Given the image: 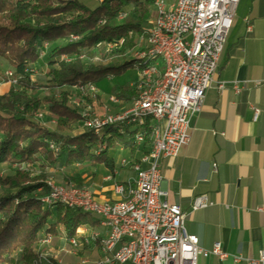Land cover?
Instances as JSON below:
<instances>
[{
  "label": "trees",
  "instance_id": "obj_1",
  "mask_svg": "<svg viewBox=\"0 0 264 264\" xmlns=\"http://www.w3.org/2000/svg\"><path fill=\"white\" fill-rule=\"evenodd\" d=\"M153 3L154 0H0V61L21 78L19 86H11L0 95V167L9 168L0 174V264H55L41 260L34 252L40 233H46L42 239L50 235L70 239L80 227L97 226V219L89 213L42 202L49 193L45 171L58 165L68 168L85 163L101 164L112 171V151L118 143L127 144L137 129L114 125L105 127L100 134L77 131L78 110L69 105L68 91L61 89L98 85L128 69L143 68L145 65H134L133 60L85 64L80 56L91 61L101 54L106 59L104 50L97 46L121 39L127 43L115 49L118 53L131 47L129 33L136 35L144 30ZM121 14L126 16L119 20ZM72 35L79 39L68 43ZM46 44L49 47L41 57ZM37 66L46 68V79L41 84L29 81L30 70ZM2 73L0 70V77ZM33 90L42 93L32 94ZM110 95L128 102L137 92L129 83L114 87ZM40 109L56 120L53 127L35 118ZM150 122L147 118L141 127L147 143L152 132ZM52 144L57 150L50 148ZM20 164L39 169V175L31 177L13 168Z\"/></svg>",
  "mask_w": 264,
  "mask_h": 264
},
{
  "label": "built area",
  "instance_id": "obj_2",
  "mask_svg": "<svg viewBox=\"0 0 264 264\" xmlns=\"http://www.w3.org/2000/svg\"><path fill=\"white\" fill-rule=\"evenodd\" d=\"M239 1L154 0L156 17L144 28L140 51L128 57L157 53V62L166 61L165 82L147 84V80H138L137 77L131 87L139 90V97L129 101L124 109L114 111V101H121V106L125 103L115 95H109L101 113L82 108L78 111L81 130H99L107 120L121 121V127L137 128V123L147 118L157 122L158 130L156 152L148 156L153 157V166H145V159L142 162L123 159L120 164L129 165L133 172L131 180L119 183L111 179V174L103 178L105 183L112 184L115 200L98 201L84 186L55 183H52V194L44 198L47 205L75 209L92 207L97 214H105V235H98L97 229L88 232L91 249L96 250V242L104 243V250H96L98 257L95 264H197L199 257H227L220 243L207 250L200 247L196 236L186 233V213L177 204H170L161 189L159 159L176 157L188 144L190 118L200 112L205 92L214 82ZM125 16L121 14L118 19L122 20ZM78 39V36L72 35L67 42ZM120 42L122 39L117 43L101 44L98 49L111 56ZM48 47V44L43 46L41 57ZM62 60L69 61L70 58ZM151 71L137 70V76L138 72ZM20 79L12 71H3L0 85L7 83L10 87H17ZM94 85H83L92 101L93 97L101 96L94 94ZM218 87L223 89L224 84L220 83ZM233 89L238 92L236 85ZM72 96L69 95L71 102ZM46 115L35 114V118L42 122ZM132 142L135 147L141 146V138ZM208 205L205 197H197L191 209L196 211ZM48 240L40 241L45 243ZM69 240L73 244V238ZM75 248L79 249V246ZM85 263L87 261L83 260L79 264ZM248 264H264V251H259L258 257Z\"/></svg>",
  "mask_w": 264,
  "mask_h": 264
},
{
  "label": "crops",
  "instance_id": "obj_3",
  "mask_svg": "<svg viewBox=\"0 0 264 264\" xmlns=\"http://www.w3.org/2000/svg\"><path fill=\"white\" fill-rule=\"evenodd\" d=\"M9 89L7 83L0 85V95ZM189 133L188 144L176 157L159 159L165 199L186 213L184 229L198 238L200 247L210 250L220 243L227 254L223 259L199 257L197 264H248L264 251V0L239 1L214 82L200 112L190 118ZM134 136L112 151V176L119 183L133 178L130 166L120 162L137 161L148 150L147 144L135 147ZM95 177L84 175L81 184L98 201L115 200L105 176ZM197 197H205L209 205L193 211ZM93 229L100 232L98 224L78 231ZM96 250L89 251L95 259Z\"/></svg>",
  "mask_w": 264,
  "mask_h": 264
},
{
  "label": "rangeland",
  "instance_id": "obj_4",
  "mask_svg": "<svg viewBox=\"0 0 264 264\" xmlns=\"http://www.w3.org/2000/svg\"><path fill=\"white\" fill-rule=\"evenodd\" d=\"M154 16H155V13H154V10H152L151 17L149 18L147 22L148 25L153 21ZM131 39H132V43L130 45L132 46L129 48H126L121 53H118L116 50H114L113 53H111V56H107L106 59H103L101 54H97L95 56V59L93 58L91 59V61H88V59H84L81 61L85 64L93 63V62H101L104 64H109V63L115 64L118 62L122 63L123 61L133 60L134 65L142 64V61L137 60L138 56L128 57L129 54H135L136 52H139L142 46L141 40L139 38V34L132 36ZM122 48L123 47H121L120 49ZM0 70L12 71V69H10L9 66L3 61H0ZM32 70L33 72H31L29 75V81L31 83H37V84L44 83L46 79V68L43 66H37L36 68L32 67ZM139 74L140 72H138V76H137V70L133 68V69H128L124 74L120 76H115L109 79L106 78L103 81H101L98 85H95L97 88L96 93L101 94V95L104 94L105 100H106L107 97L111 94L114 87L121 86L123 84H129V83L131 85L137 80V77H138V80H140ZM61 90H66L68 91L69 95H73L72 102L71 100H69V98H68V102H69V105L76 108L78 111L80 110V108H82L83 110H86V111H97L98 113H101L102 111L100 110H102L103 107L105 106V100L104 98H102V96L93 97V101H92L90 97L87 96V93L78 91L75 87H66V88L63 87ZM59 92H60V89L56 91V95H58ZM31 93L38 94L42 92L33 90ZM116 107H121V105L116 106ZM36 114H47L44 120L42 121V123L49 127H53L55 125L56 120L50 117L48 113L45 111V109L38 110ZM76 130L86 131V130H81L80 124L76 125ZM53 153L57 154L56 151H54ZM13 168L14 169L18 168L20 171L28 172L31 177H36L39 175V169L37 170L35 167H32L30 165H26V164L14 165ZM8 169L9 168L7 166L0 167V174L6 173ZM45 172H47L46 173L47 178L44 181L45 183L46 181H52L53 183H55V185L72 184L78 187L83 186L81 184L82 180L80 177L84 175H86L87 177H90L91 175H96L95 177L96 179H100L101 176H107L108 174L112 175V171L106 170V168L103 165L100 164V165L92 166L89 163L75 164L68 168L58 165L55 169H48ZM73 180H77L79 183H75V181ZM106 185L112 186L111 183H106ZM110 192L112 193L111 189H110ZM41 236L42 237L46 236V233H40L39 237ZM48 238H50V240H48V242L46 243H42L40 241L42 238L38 239L37 243L34 245V248H33L34 252L39 256L41 260L43 261L51 260L55 264H79L83 260H86L87 263L85 264H95L96 255L94 253L91 254L92 252H89L92 249L88 247L87 244L84 245V239L89 238L88 233H82V232L79 233V231L77 230L75 236L72 237L78 242H81V243H77V246H79V249H76L74 246H70L67 242L69 239L65 237H60V236L56 237V236L50 235L48 236Z\"/></svg>",
  "mask_w": 264,
  "mask_h": 264
},
{
  "label": "bare ground",
  "instance_id": "obj_5",
  "mask_svg": "<svg viewBox=\"0 0 264 264\" xmlns=\"http://www.w3.org/2000/svg\"><path fill=\"white\" fill-rule=\"evenodd\" d=\"M152 9L154 10V13H155L154 18H155L156 14H157V6H152ZM132 36H134V34L129 33V37H132ZM139 38H140L141 43H142V40L144 39V30L141 33H139ZM125 43H127V40L122 39V42L119 43L118 48L120 49L121 47H123V45ZM99 45H101V44H99ZM99 45L97 47H99ZM62 58H66V57H62ZM84 59H86L85 56H80V60H84ZM94 59H95V57H94ZM137 60L142 61V65H145L140 70H151L152 69V71L150 73L140 72V74H139L140 80H147V84H158L160 82H165V80L167 79L166 61L165 60H158V62H157V53H145L142 56H138ZM12 73H13V71H12ZM86 85H90V84H86ZM76 89L78 91L87 93V89H85L84 86L76 87ZM96 91H97V88L94 85V94L96 93ZM136 92H137L136 97H139V90L136 89ZM116 105L117 106L121 105V101H114V106H116ZM145 121H146V119L140 120V122L137 123V128H132L133 130L137 129L135 136H134V140H138L141 138V146L146 145V144L148 145L147 153L142 154L141 157L137 161H134V162H142V159H145V166H153V157H148V156L153 155L156 152V140L158 138L157 122L156 121L150 122L152 124V132H151L149 142L147 143L146 142V135H143V129H141V127H143ZM114 125L121 126V121H116V120L104 121L103 122V128H100L99 130H93V131L95 134H100V132L105 127H110V126H114ZM50 148L54 149L52 145L50 146ZM111 179L114 180L112 175H111ZM52 183H53L52 181H46V184L49 188V193L44 198H48V196L50 194H52V192H53V184ZM44 198L42 199L43 203H45ZM78 209L84 213H89V214L95 216L97 218L99 231H100V232L97 231V234L98 235H105V227H106L105 214H97V212H95V210L92 209V207H79ZM76 241L77 240L73 239V244L70 240H68L67 242L70 246L75 247V246H77V243H81V242H78V241L76 242ZM46 242H48V241H46ZM85 244H87L88 246H91V238H85L84 239V245ZM96 246L98 247L99 250H104V243L103 242H96Z\"/></svg>",
  "mask_w": 264,
  "mask_h": 264
}]
</instances>
